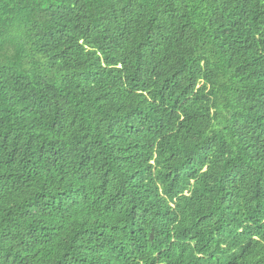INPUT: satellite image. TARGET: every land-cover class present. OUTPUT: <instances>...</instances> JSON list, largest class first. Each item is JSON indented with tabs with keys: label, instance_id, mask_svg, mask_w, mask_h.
I'll list each match as a JSON object with an SVG mask.
<instances>
[{
	"label": "trees",
	"instance_id": "obj_1",
	"mask_svg": "<svg viewBox=\"0 0 264 264\" xmlns=\"http://www.w3.org/2000/svg\"><path fill=\"white\" fill-rule=\"evenodd\" d=\"M0 264H264V0H0Z\"/></svg>",
	"mask_w": 264,
	"mask_h": 264
}]
</instances>
